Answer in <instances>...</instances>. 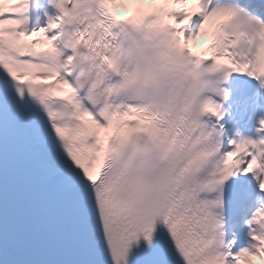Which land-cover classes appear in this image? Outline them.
Returning a JSON list of instances; mask_svg holds the SVG:
<instances>
[{
  "label": "snow or ice",
  "instance_id": "6c2138e0",
  "mask_svg": "<svg viewBox=\"0 0 264 264\" xmlns=\"http://www.w3.org/2000/svg\"><path fill=\"white\" fill-rule=\"evenodd\" d=\"M257 261L264 0H0V264Z\"/></svg>",
  "mask_w": 264,
  "mask_h": 264
},
{
  "label": "bare ground",
  "instance_id": "6f19581e",
  "mask_svg": "<svg viewBox=\"0 0 264 264\" xmlns=\"http://www.w3.org/2000/svg\"><path fill=\"white\" fill-rule=\"evenodd\" d=\"M256 264H260V262H259V261H257V262H256Z\"/></svg>",
  "mask_w": 264,
  "mask_h": 264
}]
</instances>
